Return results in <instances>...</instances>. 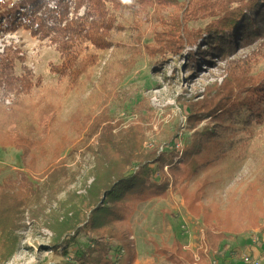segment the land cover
Listing matches in <instances>:
<instances>
[{
	"label": "trees",
	"instance_id": "obj_1",
	"mask_svg": "<svg viewBox=\"0 0 264 264\" xmlns=\"http://www.w3.org/2000/svg\"><path fill=\"white\" fill-rule=\"evenodd\" d=\"M28 7L30 9L26 10ZM124 11L138 16L133 21L134 30H140L143 21H154L153 44L145 45L146 52L152 57L175 53L194 44L198 52L189 55V60L196 64L200 60L207 62L209 56L225 57L238 48L264 41V0L0 1V33L28 31L33 38L54 46L60 58L58 64H49L50 72L58 78V85L48 86L25 65L26 56L20 49L6 46L0 51V146L21 152L22 160L27 155L32 156L34 149L46 157L48 152L43 142L46 138L67 140L71 130L75 129L79 135L83 128L81 124L91 122L88 138L98 136L99 142L96 164L89 171L85 187L89 178L93 182L86 187L81 206L66 210L70 208L67 205L62 213L53 210L54 216H45L46 228L53 232L56 248L77 245L83 233L94 236L91 246L85 252L77 253V264H135L138 253L131 219L140 204L166 198L170 193L181 195L190 213L202 219L207 247L218 254L229 237L245 236L258 226L262 217L252 204L260 198L258 186L263 187L264 197V177L246 186L234 207V214L230 207L223 210L218 205L207 207L203 204L208 177H200L202 173L192 165L183 166L184 160L193 153L190 149L179 153L173 139L163 152L150 151L146 147L150 128L145 119L124 127L122 119H115L106 111L93 120H82L77 109L66 121L52 123L48 137L37 135V125L43 114L49 110L61 112L62 101L73 92L83 90L91 81L102 54L111 49L113 36L122 27L118 18ZM206 21L209 23L203 31L190 28L192 23ZM141 40L139 33L136 42ZM203 43L206 51L202 50ZM236 62H228L232 68L228 67L227 82L215 85L202 100L186 102L189 118H220V124L229 117L228 120L238 124L237 118L246 114L243 122L251 128L261 123L264 73L254 77L251 68L239 69ZM111 67L109 64L104 76L113 72ZM7 100H11L10 105H6ZM63 128H66L64 132ZM210 133L206 131L200 136ZM73 143L69 142L64 149L55 152L53 160H59ZM176 158L180 162H175ZM166 166L171 180L165 175ZM54 172L49 176L50 180L56 179ZM11 188L0 185V190ZM9 195L5 205L0 203V260L9 259L18 247L13 230L21 207L25 205L15 193L9 192ZM31 214L30 217L36 218L34 212ZM156 251L173 264H203L205 258L204 251L197 257L184 250L179 240H175L170 249L156 246Z\"/></svg>",
	"mask_w": 264,
	"mask_h": 264
},
{
	"label": "rangeland",
	"instance_id": "obj_2",
	"mask_svg": "<svg viewBox=\"0 0 264 264\" xmlns=\"http://www.w3.org/2000/svg\"><path fill=\"white\" fill-rule=\"evenodd\" d=\"M83 14L84 9L81 10ZM137 18L129 11L119 15L122 27L114 34L111 49L102 54L91 81L83 90L73 92L62 101L61 112H45L37 125V135L48 137L52 123L66 121L77 109L80 110L78 117L82 120H93L106 111L113 118L122 119L124 127L145 119L150 128L146 147L150 151L163 152L173 139L179 153L190 149L193 153L184 160L183 166L192 165L202 173L200 177H208L203 204L207 207L218 205L223 210L230 207L234 212L246 186L264 177V112L261 123L254 124L253 128L243 122L246 114L237 118L238 124L228 120L229 117L219 124L220 118H189L186 102L202 100L215 85L227 82L229 68H232L228 65L229 61L236 60L239 69L248 66L252 76L260 77L264 73V41L238 48L225 57L209 56L207 62L200 60L196 64L189 60L192 53L198 52L194 44L175 53L166 52L165 56L152 57L146 52L145 45L153 44L154 21H143L141 29L134 30L133 21ZM208 23H192L190 28L203 31ZM139 33L142 40L136 42ZM6 46L20 49L26 56L25 65L45 85H58L57 76L49 70L51 62H60L54 46L33 38L30 32L22 29L8 34L0 33V51ZM205 49L203 43L202 50ZM109 64H112L110 70L113 72L104 76ZM34 95L36 97L38 92ZM10 101L7 100L6 105H10ZM91 126V122L81 124L83 128H80V134L75 129L71 130L66 136L67 140L46 138L43 141L48 152L46 157L40 150L36 152L34 149L32 156L27 155L22 160L21 152L13 147L0 146V185L13 187L8 191L0 190V203L5 205L10 199L9 192H13L26 205L21 207L17 226L13 230L18 238V247L9 259L0 260V264H77V253L85 252L91 246L94 236L83 233L77 245L56 248L55 236L46 228L45 220L46 215L62 213L67 205L70 208L66 210L81 206L82 198L87 193L86 187L93 182L89 178L85 187L89 171L96 164L99 142L98 136L88 138ZM65 130L63 128L62 132ZM206 131L212 133L200 136ZM73 141L59 160H53L55 152L58 153ZM175 162H180L179 158ZM164 171L167 179L171 180L167 166ZM53 172L57 177L50 180ZM187 183L188 179L183 186ZM258 192L260 198L252 204V208L262 217L258 226L245 236L229 237L218 254L207 247L205 225L201 218L190 213L181 195L170 193L166 198L140 204L130 222L140 256L139 264H163L165 257L156 251V246L170 249L175 240L180 241L184 250L197 253V257L199 252L204 251L203 264H245L241 260L245 253L264 264L263 187L258 186ZM33 212L36 218L30 217Z\"/></svg>",
	"mask_w": 264,
	"mask_h": 264
},
{
	"label": "built area",
	"instance_id": "obj_3",
	"mask_svg": "<svg viewBox=\"0 0 264 264\" xmlns=\"http://www.w3.org/2000/svg\"><path fill=\"white\" fill-rule=\"evenodd\" d=\"M254 242H256L254 240ZM242 261L243 263L245 264H260V262L257 260H255V258L251 257L249 254L245 253L243 256H242ZM213 264H217L216 262H214Z\"/></svg>",
	"mask_w": 264,
	"mask_h": 264
},
{
	"label": "crops",
	"instance_id": "obj_4",
	"mask_svg": "<svg viewBox=\"0 0 264 264\" xmlns=\"http://www.w3.org/2000/svg\"><path fill=\"white\" fill-rule=\"evenodd\" d=\"M194 252H195V251H194ZM195 255L198 256L197 253H195ZM139 258H140V256H138V259L136 260L135 264H139V263H140ZM162 260H163V264H173V263L167 261L165 258H163ZM145 262L148 263L149 261H145ZM184 264H186V263H184Z\"/></svg>",
	"mask_w": 264,
	"mask_h": 264
},
{
	"label": "clouds",
	"instance_id": "obj_5",
	"mask_svg": "<svg viewBox=\"0 0 264 264\" xmlns=\"http://www.w3.org/2000/svg\"><path fill=\"white\" fill-rule=\"evenodd\" d=\"M124 3H131V0H123Z\"/></svg>",
	"mask_w": 264,
	"mask_h": 264
}]
</instances>
